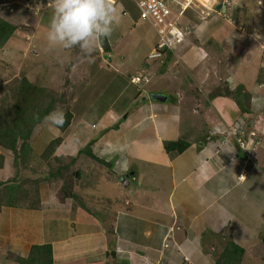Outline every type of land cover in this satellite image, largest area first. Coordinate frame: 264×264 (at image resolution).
<instances>
[{"label": "rangeland", "instance_id": "1", "mask_svg": "<svg viewBox=\"0 0 264 264\" xmlns=\"http://www.w3.org/2000/svg\"><path fill=\"white\" fill-rule=\"evenodd\" d=\"M48 3L49 0H0V18L15 27L14 33L3 46H0V104L4 101L7 104L12 103L14 94L10 88L20 79L26 78L32 84L44 89L45 100L53 97L55 101L57 100L56 109H62L64 113L70 111L73 113L74 118L70 127L64 132L58 128H49L43 123L35 126L29 140V146L35 157L27 164L26 168H23L21 164L19 165L22 172L21 169L17 170L13 165L14 154L8 150H0V154L5 152L3 167L0 169V182L11 184V180L19 173L27 175L29 178L27 185L22 183L27 187V189L25 188L27 192L20 195L18 193L20 207L0 213V229H3L5 233L12 229L14 232L5 237L0 234V264H17L14 262V257L20 253L19 251L22 248L17 247L15 237L18 238L19 242L21 241L20 243L23 241L27 245H32V243L54 240L63 242L64 239L70 237L72 232L74 234L80 233L78 234L80 236L83 235V232H93V229H99L98 232L100 233L98 235L99 238H102L104 230H100L102 227L99 223H104L102 226L115 235L112 226V217L116 214L114 207L118 209L127 208L146 216H153L155 213V216L160 217L153 208L151 210L143 207L144 203L138 197L132 198L137 204L131 202L127 205L125 203V200L121 197V192L127 194L126 189L128 188H123L124 182L122 180L126 177L118 176V178L113 167H121V163L126 160L128 166L135 168L137 172L153 170L162 175L165 171L164 165H160L157 161L138 157L135 146L128 148L126 156L122 157L119 163L113 160V156H100L98 158L101 161H94L92 158H88L85 151L83 154H79V151L85 149L87 143L92 139L95 142L91 147H95V151L96 141L100 142L103 139L106 143L109 138L111 139L107 142V146L125 147L128 141L134 142L137 138L139 141L142 136L143 140L149 139L147 144H155L157 147L156 144L158 143L152 141L155 135L154 131L148 130L145 135H140L137 132L139 124L134 126L133 131L131 130L133 121L143 114L147 116L146 111L153 105L158 108L164 106L162 108L164 110L160 112L152 108V112L159 113L158 121L167 120L168 122L171 119H177L178 121L181 118L180 129L184 127L185 132L191 131V127L195 125L194 123H197L202 128L204 127L201 132L205 136L210 130L207 124L214 126L218 123V117L213 113L214 106L212 102L218 96L212 95L223 93L226 89L233 91L236 87L242 85L239 80L249 81L253 76H255V82L263 84L259 93L264 98V0H194V10L190 11L187 16L188 23L211 20L209 30L214 29V34L205 33L199 42L196 40L198 33L196 36L195 33L192 36L190 35L191 44H200L201 42L210 59H207L208 62L205 63L204 72L186 70V73L183 71L180 62L172 65L174 59L171 57L167 58L164 68H161L159 59L147 58L148 53L155 46L156 34L149 24L140 19L137 8L130 0H114L115 6L120 5L119 13L123 8L129 14L130 18L128 20L132 19L133 24L137 23V25L133 26L131 24V27L125 33L124 38H128V40L123 43L122 50L127 53L126 56L121 57L119 52L114 54L111 68H109L108 61L102 54L101 51L103 50L100 46L97 47L90 59L84 58L78 48L71 50L50 49L46 34L54 10L52 7L47 6ZM218 4L226 5L225 12L222 9H217ZM37 5H43L44 7L36 9ZM208 12L212 14L209 15ZM122 18L125 17L122 16ZM194 31L197 32V28ZM256 34H259L261 39H257ZM222 37L224 42H221ZM255 40L257 41L255 42ZM146 64L149 67H146ZM118 66L120 70L116 73L112 72L113 67ZM143 66H145V70L141 72L149 77V81L138 86L130 84L127 81L129 76L141 74L140 67ZM159 71H163L168 77L161 73L158 74ZM191 75L192 77L194 75L196 79L191 80V85L185 86L187 81L185 85L180 82V79L185 76L191 77ZM202 75H207L205 82L200 80ZM234 75L235 81H233ZM113 76L115 82L117 81L116 86L118 84L122 85V82H127L128 90L113 100L112 98L110 101L108 98L106 99L107 102H111L104 115L107 119L103 118L100 121L99 111L101 108H96V103L99 102V99L96 101V94L101 96L100 92L105 89L108 81L110 82ZM225 79L233 81L231 83L234 88L228 87ZM178 88L182 91H177ZM166 90L171 92L168 100L159 101L150 98L152 93L166 95ZM115 91L116 88H109V98L115 95ZM177 92L180 94L179 102L181 103L174 99ZM203 93H205L204 97ZM89 98L91 100L85 103L84 101ZM225 98L236 104L230 97ZM207 100L209 103H207ZM262 106V108L258 107L257 111H253V115H248L242 113L236 105V112L228 123L230 125L240 119L246 120L243 121L245 124L243 127L242 124H239L241 127L227 124L226 133L235 144L238 143L232 137L235 129L243 131L241 135L244 140L251 143L247 148L251 159L244 161L242 164V162H238L240 160L237 158L235 164H229V176L225 179L223 186L220 187L227 190L219 195L220 197L226 196L224 197L226 202L218 212H223L226 216L221 220L224 223L220 224L221 221L219 222L218 218V220H212V227L207 226L208 232H206V236L202 237L201 257L197 255L200 258L194 257V260L191 259L194 262L193 264H214L229 241H233L244 248L245 253L241 264H264V169H262V167L264 168V105ZM208 107L212 110H209ZM245 116L246 118H243ZM115 122H120L121 127H123L122 124L128 123L129 128L122 129L118 134L110 131L115 130L114 128L104 130V128ZM146 122L148 120H144L143 123ZM187 123L190 124L189 127L188 125L184 126ZM162 128H165V126ZM251 130L255 132V136H249ZM110 133L112 134L110 135ZM170 134L171 132L167 137H177L178 133L176 131V136H173L174 134L170 136ZM112 135L113 137H111ZM60 136L63 138L62 144L57 148L54 156L49 159V162H45L40 157L43 150L51 140ZM179 139L190 141L188 135L177 137L175 140ZM171 140L174 139L171 138L168 141ZM165 141L161 140L159 144ZM206 141L208 139L201 140L202 143ZM99 149H105V151L112 153L109 147L100 146ZM148 154L152 156L153 151L148 152ZM168 156L172 157L170 154ZM185 156H188V153L185 152ZM54 157H60L63 164L71 162L74 157L76 158L71 170H69L72 178L68 179L70 186L74 187L75 200L64 198L63 194L68 189H61L62 182L60 179H55L53 182L34 183L35 179L43 180V175L49 165L55 169L57 168L58 163ZM28 169H31L33 173L28 172ZM105 169L108 173L101 174L100 170ZM119 171L121 172L120 169ZM239 172H242L244 179H241V176L237 177ZM246 173H248L247 177ZM82 174L83 177L81 178ZM130 182H132L131 188L137 182L139 184L138 179L134 181L130 179ZM163 182L166 185L165 179ZM215 187L218 188L219 186ZM129 193H131V189ZM34 196L39 197L43 205L48 204V206L44 210L40 209L42 204L37 206L38 201L33 200ZM62 200L64 203H62ZM81 201L85 204H81ZM215 201H212V203ZM79 204L82 208L78 207ZM225 205L229 208L222 211ZM252 207L259 211L258 219L252 217ZM3 208L1 206L0 210ZM78 208L80 210L74 212ZM189 209L188 213H191L193 207L190 206ZM70 212L75 216L70 217L71 214H68ZM85 213L93 216L97 226L95 225L94 228L90 226L92 221L90 222L87 219V221H77L78 216H83ZM218 213L217 210L213 212L214 218L217 217ZM96 215H99L97 219ZM37 219L41 220L40 224H38L39 220ZM82 222H84V227L90 226V228L80 232ZM111 234H109L110 239L107 244L115 249L116 238ZM5 238L8 241H5ZM173 249L171 248V250ZM123 251L124 262L120 264H132L130 248ZM134 251L144 250L134 249ZM191 251L193 252V248H191ZM166 252L165 250L160 254V259L156 264H181L179 255H182V253H178V256L173 254L166 257ZM183 259L186 258L183 257Z\"/></svg>", "mask_w": 264, "mask_h": 264}, {"label": "crops", "instance_id": "2", "mask_svg": "<svg viewBox=\"0 0 264 264\" xmlns=\"http://www.w3.org/2000/svg\"><path fill=\"white\" fill-rule=\"evenodd\" d=\"M116 8L120 9V5L116 6ZM120 14H122V16H124L125 18H122V23L118 27H116L113 34L110 38H108V40L110 45H112L114 49L113 53L116 54L117 52H119L122 57L126 56L127 54L124 50H122V48L124 47L123 43L128 40V38H124L125 33L127 32V29L131 27L133 21L132 19L128 20L130 18L128 16L129 14L127 11H124L123 8L121 9ZM210 14L212 13H209V15ZM210 21L211 20L196 22L195 29L197 28V32H195V36L198 33L196 36V40H198V42L201 38L204 37L205 33L214 34V29L209 30ZM134 25H137V23H134L133 26ZM256 41L257 40H255V42ZM221 42H224L223 37L221 38ZM201 44V42L200 44H192L181 53L179 62L185 73L187 71L204 72V68L206 66L205 63H207V59L210 58L207 54V50H205ZM159 62L161 68H164L166 66V63L161 59L159 60ZM174 64L175 62L172 63V65ZM146 65V67H149L148 64ZM144 67L145 66L140 67V72L142 70H145ZM113 68L115 72L120 70L119 66ZM159 73L168 77V75L164 74L163 71H159L158 74ZM202 76L200 80H203L202 82H205L207 80L205 79L207 75ZM193 78L195 79L194 75L193 77L192 75L191 77L185 76L184 78L180 79V82H183L185 85L187 81V84L185 86H189L192 84L191 80H194ZM234 78L235 75L233 76V81H235ZM233 81H230V79H225L227 86L230 88H234V85H232ZM239 81L242 82L241 84L244 85L246 91L250 94L251 99L249 102L250 104L248 105V115H253V111H257L259 108L263 107L262 105H264V98L261 97L259 93L262 84L255 82V76H253L249 81H245L242 79ZM127 86L128 85H126L121 90L118 97L128 90ZM179 90L181 89L178 88L177 91ZM166 93V95H168V100L171 92L166 90ZM204 94L205 93H203V97ZM174 99L178 102L180 101V94L178 92L175 94ZM229 101L230 100H228V98L219 96L215 97L212 100L214 106L213 113L216 117H218V123L214 126L207 124V127L210 130L209 133H207V135L205 136L204 133L201 132L202 129L204 130V127L202 128V126L197 123H194L195 125L191 127V131L185 132L184 127L180 129L181 118H179L178 121L177 119H171L168 122L167 120H164L162 122L158 121L159 113L152 112V108L157 109V112H160L161 110H164L162 109L164 106L162 108H158L153 105L148 109V111H146L147 116H144L143 114L140 118L134 120V123L132 122L133 125L131 126V130L133 131L134 126L136 124H139L137 126V132L140 135H145L148 130L154 131L155 135L152 141L154 143H158L156 144L157 147L155 146V144H147L149 139L143 140L141 136L139 141L138 138L134 142L128 141L126 143L127 146L118 147L119 151L109 153L108 151H105V149L99 148L100 146L108 148L109 146H107V142L111 138H109L106 143L103 141V139H101L100 142L96 141V151L95 147L93 148V151L94 154L98 157L113 156V160L119 162L122 157L126 156L128 148L135 146L134 148L136 149L138 157L157 161L160 163V165H164L165 171L162 175H159L156 171L154 172L153 170H147L146 172L141 173L137 172L135 168H130L128 164L127 166H125L124 162L121 163V167L119 166V168H116L115 166L113 167V169L117 172V177L126 176V174H128V177L126 179H122L124 182L123 188H128L126 189L127 194L121 192V197L125 200V203L127 205H129L131 202L137 204V202L132 198L138 197L144 203L143 207L149 208L151 210L153 208V210L158 215H160V217L155 216V213L153 214L154 217L146 216L145 214L127 208L118 209L114 207V209L116 210V214L112 217L113 225L112 223L111 225L114 228L115 235L111 234L109 230L106 229V227L102 226L104 223H99V225H101L102 227L100 230H104V235L102 236V238H99V229H93V232H83V235L80 236L78 235L80 233L74 234L72 232L70 237L64 239L63 242L54 240L34 244L51 243L53 247L54 264H120L124 262L123 258L125 256L123 250L129 248L131 250L130 258L133 260L132 264H156L160 259V254L165 250L167 251L166 257L172 256L173 254H176V256H178V253H182V255H179V262L181 264H193L194 262L191 259L194 260V257H198L197 255L201 257V244L203 242L202 237L206 236V232H208V229H206L207 226L212 227V220H218L219 218L220 222L224 217H226L223 212H218L226 202L224 201V197L226 196L220 197L219 195L227 190L226 188L223 189L220 187L223 186V184L225 183V179L229 176V164H233V160H237V158L240 160L238 162H242V164L244 161H248L251 159L250 155L246 160H242L240 158V155L241 153H243V151L240 150L238 146L230 140L229 135L226 133V130L228 129L227 126L229 125L228 122L231 121L233 114H235L236 112V104L233 101H230L229 106ZM207 103H209L208 100ZM209 110L212 109L209 108ZM104 115L100 118V121L103 118L107 119V117ZM112 117L114 116L112 115ZM243 118H246V116ZM144 120H148V122L143 123ZM243 121L246 120L239 119L229 126L238 125L239 127H241V125L239 124H242L243 127L245 124L243 123ZM115 124L118 125L117 129L110 130L112 133L115 132V134H118L124 128H129L128 123L122 124L123 127H121L120 122H115L108 127H111ZM186 125H188V127L190 126L189 123L185 124L184 126ZM163 126H165V128H162ZM176 131L178 133V138L185 135L189 136L190 141H186L189 142L190 146L183 153L177 156L169 157L163 149V143L159 144V142H161V140H169L171 138L174 140L177 139V137H167L169 132H171L170 136H172L173 134V136H176ZM252 131L253 130L249 131V136H251L250 133ZM112 133H110V135ZM111 137H113V135ZM203 139H208V141L202 143L201 140ZM249 140L252 142L250 138ZM250 144L251 143L248 142V145ZM152 151L153 155L150 156L148 152ZM185 152L188 153V156H185ZM119 169L121 170V172L119 171ZM262 169L264 168L262 167ZM101 172L103 174L108 173L106 169L101 170ZM241 173L242 172H239L237 177L243 176V174ZM247 176L248 173H246V177ZM163 178L166 180V185L163 182ZM130 179L132 181L138 179L139 184L137 182L135 186L131 188L130 186H132V182H130ZM215 186L219 187L217 188ZM130 189L131 193H129ZM212 201L215 202L212 203ZM47 206L48 204L43 205L42 203L40 209L44 210ZM190 206L193 207V210L191 213H188V211L190 210ZM5 208L6 207L0 210V213L5 211L7 212V210L10 211V209H16V207ZM228 208L229 207L225 205L222 211L228 210ZM79 210L80 209L78 208L76 211H72L77 212ZM216 210L218 215L216 218H214L213 212ZM251 210L252 217L254 219H258L259 211L253 207L251 208ZM68 214H71L70 217L74 215L72 214V212ZM98 216L99 215H96V219ZM163 216L165 217V219ZM86 219L90 222L92 221V224L90 226H92L93 228L95 225L97 226L96 220H94L93 216L89 213H85V215L83 216L79 215L77 221H87ZM37 220H39L38 224H40L41 220ZM222 223L224 222L221 221L220 224ZM80 225L82 228L80 232L90 228V226L84 227V222H82ZM203 228L204 230H202ZM172 229L173 231H171ZM4 233L5 231L3 229H0V234L4 235V237L9 236L10 233L14 232L12 229L7 233ZM109 234L113 235L116 238V246H114L115 249H112V246H109L107 244V241L110 239ZM7 239L11 241L9 237H7ZM8 240H6L5 238V241ZM15 241L17 243V247L22 248L21 251H19L20 253L18 255L23 257L28 255L33 243L32 245H27L25 242L23 243V241L22 243H20L21 241L19 242L18 238L16 237ZM166 244H168V247H166ZM171 248H174L175 250H171ZM191 248H193V252L191 251ZM134 249H142L144 251L135 252ZM168 251H172L171 253L169 252L170 255L168 254ZM182 256L186 258L188 262H186L187 260H184Z\"/></svg>", "mask_w": 264, "mask_h": 264}, {"label": "trees", "instance_id": "3", "mask_svg": "<svg viewBox=\"0 0 264 264\" xmlns=\"http://www.w3.org/2000/svg\"><path fill=\"white\" fill-rule=\"evenodd\" d=\"M14 29L15 27L13 25L0 18V46H3L6 43L12 33H14ZM100 47L102 48L101 50H103L101 51L103 52L102 54H104V57H106L108 61L107 63L109 64V68H111L114 49L112 45H110L108 38L104 39ZM112 72L116 73L114 68ZM128 79L130 80V76ZM116 82L115 77L113 76L111 81H108L105 89H102V92H100L101 96L103 95V97L101 98L99 94H96V101L99 99L98 104L96 103V108H101V110L99 111L100 117L98 115L99 118H101L105 114V111L111 104V102L109 103L110 99L112 98L113 100L116 96L119 95L121 90L126 85H128L127 82H122V85L118 84L116 86ZM110 87L116 88V91L115 95L109 98L108 91ZM10 89L14 94L12 103L7 104V102L4 101L0 104V150H8L14 154L13 165H15L14 167L19 170L21 169L19 167L20 164L23 168H26L27 164H29V162L35 157L33 150L29 146V140L35 129V126L41 124L43 118L48 113L56 109L55 105L57 100L55 101L53 97L45 100L44 89L32 84L26 78L20 79ZM226 91H224L223 93L213 94L212 96L230 97L236 102V105L242 113L248 114V105L250 104L249 102L251 98L244 85H239L233 91L227 89ZM107 98L109 100L108 102L106 101ZM90 100L91 98L86 99L84 102L88 103ZM37 117H39V119H37ZM65 117L66 121L63 127L58 128L62 132L66 131L68 127H70L74 119L73 113L70 111H67V113H65ZM113 126L106 129H117L118 127L117 124ZM62 142L63 138L61 136L51 140L43 150V153L40 156L41 159H43L45 162H49V159L54 156L55 151L60 146V144H62ZM94 142L95 140L92 139L89 143H87L85 149L79 151V154H83L85 151V154L88 156V158H92L94 161H101V159H99L98 156L94 154L93 148L91 147ZM189 146V142L185 141L184 139L171 141L166 140L163 143L164 151L171 156L183 153ZM4 154L5 152L3 154H0V169L3 167ZM54 158L58 163L57 168L55 169L54 167H50L49 165V168H47L46 172L43 175V180L35 179L34 183L47 181L53 182L55 179H60L62 182L61 189H68L63 194L64 198L66 200L71 198L75 200L76 197L74 194V187L70 186L68 179L72 178L69 170H71V166L75 163L76 158H72L71 162L65 164L61 163L62 160L60 157ZM28 172L33 173L31 169H28ZM100 173L103 174L101 170ZM80 177L82 178L83 174ZM11 181V184H9L8 182H0V188H2V190H0V207H20L19 195L25 194L24 192H27V190H25V188L27 189L25 185H27L26 183L27 181H29L27 175H22V173H19V175H16ZM22 183H25V185H23ZM33 198L32 199L34 201H38L37 206L42 204V200L39 197L37 198L36 196H34ZM63 200L62 203H64ZM80 203L85 204L82 201ZM78 207L82 208L80 204L78 205ZM166 247H168V244H166ZM244 253L245 250L243 247L233 241H229L219 254L214 264H241ZM14 262L17 264H54L53 247L51 243L33 244L29 250L28 255L24 257L16 255L14 257Z\"/></svg>", "mask_w": 264, "mask_h": 264}, {"label": "clouds", "instance_id": "4", "mask_svg": "<svg viewBox=\"0 0 264 264\" xmlns=\"http://www.w3.org/2000/svg\"><path fill=\"white\" fill-rule=\"evenodd\" d=\"M47 6L52 7L54 10L46 34L49 48H59L63 50L78 48L86 59H90L97 47L102 45L104 39L110 38L116 27L122 23V16L116 8L114 0H49ZM41 7L44 6L37 5L36 9ZM192 7L194 8V5ZM193 8L188 9V13L194 10ZM195 24V21L191 24V36L195 33ZM255 37L261 39L259 34H256ZM192 44L189 40L185 47L177 53V56L167 53L157 59H161L166 63L167 58L171 57L174 59L175 63H179L181 53ZM141 73L145 75L143 72ZM136 75L130 76L129 83L138 86L141 83L134 84L131 82V78ZM261 86H263V84ZM37 119H39V117H37ZM65 121V113L62 109L57 108L48 113L43 118L42 123L49 128H61ZM242 133L243 131L239 130V132L233 133L232 137L237 140V137L242 136ZM250 135L255 136V132L252 131ZM236 145L248 158L250 155L247 150L249 146L248 142L245 141L244 148H242L239 143ZM109 149L112 152L119 151L118 146L115 145H110ZM124 164L127 166V161H124ZM233 164H235V160H233ZM125 177L127 178V176ZM240 178L244 179L245 177L241 176Z\"/></svg>", "mask_w": 264, "mask_h": 264}, {"label": "built area", "instance_id": "5", "mask_svg": "<svg viewBox=\"0 0 264 264\" xmlns=\"http://www.w3.org/2000/svg\"><path fill=\"white\" fill-rule=\"evenodd\" d=\"M137 8L141 20L149 24L155 31L156 43L150 52L149 59H157L170 53H177L185 47L192 32L188 23V9H192L194 0H131ZM147 75L138 74L131 78L134 84L148 82ZM235 132L239 130L235 129ZM253 134V133H252ZM242 148L245 141L237 137Z\"/></svg>", "mask_w": 264, "mask_h": 264}, {"label": "water", "instance_id": "6", "mask_svg": "<svg viewBox=\"0 0 264 264\" xmlns=\"http://www.w3.org/2000/svg\"><path fill=\"white\" fill-rule=\"evenodd\" d=\"M217 9H222V11L225 12V10H226V5L218 4V5H217ZM150 98L153 99V100H159V101H165V100L167 99L166 96H164V95H162V94H158V93H152V94H150ZM240 158H241L242 160H246V159H247V156H246L245 153H242V154L240 155ZM127 177H128V175H127Z\"/></svg>", "mask_w": 264, "mask_h": 264}, {"label": "bare ground", "instance_id": "7", "mask_svg": "<svg viewBox=\"0 0 264 264\" xmlns=\"http://www.w3.org/2000/svg\"><path fill=\"white\" fill-rule=\"evenodd\" d=\"M33 2V1H32ZM10 3V2H9ZM20 5V4H19ZM48 10V9H47ZM45 11V10H44ZM49 11V10H48ZM39 16V15H38ZM193 61V60H192ZM167 211V210H166ZM168 211H170V210H168Z\"/></svg>", "mask_w": 264, "mask_h": 264}]
</instances>
